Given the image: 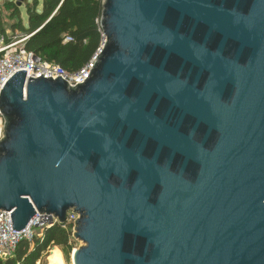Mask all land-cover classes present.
Segmentation results:
<instances>
[{"label": "water", "instance_id": "1", "mask_svg": "<svg viewBox=\"0 0 264 264\" xmlns=\"http://www.w3.org/2000/svg\"><path fill=\"white\" fill-rule=\"evenodd\" d=\"M100 27L82 83L0 91L12 228L76 212L72 264H264V0H103Z\"/></svg>", "mask_w": 264, "mask_h": 264}, {"label": "trees", "instance_id": "2", "mask_svg": "<svg viewBox=\"0 0 264 264\" xmlns=\"http://www.w3.org/2000/svg\"><path fill=\"white\" fill-rule=\"evenodd\" d=\"M102 1L32 0L26 4V27L19 18L16 3L8 2L7 6L18 18L12 30L30 34L25 42L28 51L40 60L57 63L68 72H75L94 56L101 44ZM65 36H70L71 40L64 42ZM71 231V223L55 222L44 228L40 237L34 236L31 241L21 239L14 255L0 259V264H38L49 247L59 245L70 248Z\"/></svg>", "mask_w": 264, "mask_h": 264}, {"label": "built area", "instance_id": "3", "mask_svg": "<svg viewBox=\"0 0 264 264\" xmlns=\"http://www.w3.org/2000/svg\"><path fill=\"white\" fill-rule=\"evenodd\" d=\"M30 34H17L11 40L5 39V35L0 34V91L3 90L5 83L18 71L26 73V79L45 77H60L70 86L85 81L94 64V56L80 69L75 72H68L61 65L36 58L32 52L25 48V42ZM71 40L70 36H65L63 41ZM1 116V115H0ZM11 211L0 210V259L5 260L14 255L16 247L21 239L31 241L34 236L40 237L43 229L58 222L53 214H40L35 210L34 216L28 224L20 229L12 228ZM78 214L72 210L67 211L65 223L73 224Z\"/></svg>", "mask_w": 264, "mask_h": 264}, {"label": "rangeland", "instance_id": "4", "mask_svg": "<svg viewBox=\"0 0 264 264\" xmlns=\"http://www.w3.org/2000/svg\"><path fill=\"white\" fill-rule=\"evenodd\" d=\"M39 2L41 0H38ZM8 2L16 3L18 10L20 12V20L22 24L27 26V14H26V4L31 3L32 0H0V34L5 35V39L13 38L15 35L19 34L18 29L12 30V25L16 23L18 18L12 15V10L8 8ZM20 2V4H18ZM2 123V118L0 116ZM3 125V124H2ZM2 137V131L0 138ZM69 243H71L70 248H66L59 245H53L49 247L41 257V261L38 264H72L71 253L74 248H78L83 245V242L79 239L73 237L72 233L69 238ZM55 250V251H54ZM57 250V251H56ZM54 251V252H53ZM56 261V262H55Z\"/></svg>", "mask_w": 264, "mask_h": 264}, {"label": "bare ground", "instance_id": "5", "mask_svg": "<svg viewBox=\"0 0 264 264\" xmlns=\"http://www.w3.org/2000/svg\"><path fill=\"white\" fill-rule=\"evenodd\" d=\"M1 131H2V123H1V120H0V135H1Z\"/></svg>", "mask_w": 264, "mask_h": 264}, {"label": "crops", "instance_id": "6", "mask_svg": "<svg viewBox=\"0 0 264 264\" xmlns=\"http://www.w3.org/2000/svg\"><path fill=\"white\" fill-rule=\"evenodd\" d=\"M57 251V250H56Z\"/></svg>", "mask_w": 264, "mask_h": 264}]
</instances>
